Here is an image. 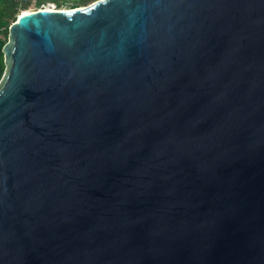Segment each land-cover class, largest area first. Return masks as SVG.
I'll return each instance as SVG.
<instances>
[{"label": "water", "instance_id": "1", "mask_svg": "<svg viewBox=\"0 0 264 264\" xmlns=\"http://www.w3.org/2000/svg\"><path fill=\"white\" fill-rule=\"evenodd\" d=\"M0 264H264V0H98L10 27Z\"/></svg>", "mask_w": 264, "mask_h": 264}, {"label": "trees", "instance_id": "2", "mask_svg": "<svg viewBox=\"0 0 264 264\" xmlns=\"http://www.w3.org/2000/svg\"><path fill=\"white\" fill-rule=\"evenodd\" d=\"M98 0H0V82L6 71L4 47L9 41L10 27L18 17L31 8L36 11L47 4L58 10L88 6Z\"/></svg>", "mask_w": 264, "mask_h": 264}, {"label": "rangeland", "instance_id": "3", "mask_svg": "<svg viewBox=\"0 0 264 264\" xmlns=\"http://www.w3.org/2000/svg\"><path fill=\"white\" fill-rule=\"evenodd\" d=\"M43 8H52V9H54L55 6L52 5V4H47V5H46L45 7H43ZM29 11H34V10L31 8V10H29Z\"/></svg>", "mask_w": 264, "mask_h": 264}, {"label": "bare ground", "instance_id": "4", "mask_svg": "<svg viewBox=\"0 0 264 264\" xmlns=\"http://www.w3.org/2000/svg\"><path fill=\"white\" fill-rule=\"evenodd\" d=\"M31 11H26V12H23L22 14H25V13H30Z\"/></svg>", "mask_w": 264, "mask_h": 264}, {"label": "clouds", "instance_id": "5", "mask_svg": "<svg viewBox=\"0 0 264 264\" xmlns=\"http://www.w3.org/2000/svg\"><path fill=\"white\" fill-rule=\"evenodd\" d=\"M43 9V8H42Z\"/></svg>", "mask_w": 264, "mask_h": 264}]
</instances>
